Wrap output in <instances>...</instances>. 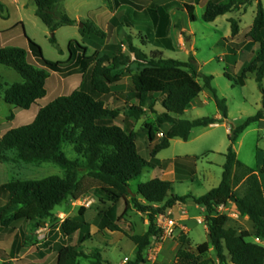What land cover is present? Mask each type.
<instances>
[{
	"label": "trees",
	"instance_id": "16d2710c",
	"mask_svg": "<svg viewBox=\"0 0 264 264\" xmlns=\"http://www.w3.org/2000/svg\"><path fill=\"white\" fill-rule=\"evenodd\" d=\"M33 1L37 6L38 18L52 32L61 26L75 24L67 14L56 12L63 0ZM254 2H257V11L246 39L258 44L259 51L254 61L243 70L237 84H244L247 75L255 73L263 96L262 108L239 126L231 128L232 136L225 154L226 163L220 185L200 197H194L197 205L206 208L209 242L198 245L196 251L179 250L172 264H209V260L203 257L209 252L210 245L216 250L221 264H228V256L232 264H264V246L252 241L249 231L238 233L234 229H227V216L218 212L220 207L234 203L241 216L248 217L255 224V236L264 240V191L257 171L241 162L234 150L239 136L252 124L264 120V5L262 0H210L203 19L207 23H213L236 11L243 10L246 13ZM117 4H130L137 9L152 5L149 14L153 24L146 25L145 28L152 31L156 27L157 37L164 42L166 26L169 23L166 12L168 8L175 7L185 11L191 21H196V4L180 0H117ZM3 12L5 6L0 1V13ZM230 24L231 37L222 39L220 43L231 42L230 45L236 48L237 45L232 41L241 32V21L231 19ZM82 33L104 35L93 23H84ZM3 36L4 32L0 31V65L15 70L23 79L6 89L0 85V95L3 93L8 105L30 110L47 96V81L52 73H59L64 78L80 74L89 80L90 87L88 90L81 87L42 107L32 123L4 134L0 130V163L5 162L8 152L17 151L18 159L23 162L51 161L67 172L65 177L53 175L40 180H14L0 186V191L9 195L7 205L0 208L2 233L13 234L19 223H35L49 218L55 208L69 198L79 200L91 191L101 192L113 204L125 202L126 211L135 207L141 212H153L154 205H163V210L172 209L193 197L174 194V183L170 181L153 179L140 184L136 192L132 190L130 182L141 176L146 169L165 168L168 162H162L157 156L170 147L174 138L188 141L194 129L220 124L228 118L227 101L220 98L215 90L214 99L222 119L205 117L190 121L177 118L203 92L196 77L198 68L195 65L164 58L161 52L157 53L159 57L148 55L130 43L129 49L142 70L131 76L130 95L134 96L137 105L129 108L128 116L140 120L148 105L159 101L164 112L158 115V124L155 127L149 126V141L153 143L156 140L164 125L170 126L164 139L154 146L150 158L146 159L140 153L139 134L127 131L119 123L122 121L120 110L110 109L103 100L105 96L114 95V87L122 82L125 72L120 67L129 62L127 56H99L98 53L88 56V48L73 41L76 46L72 42L69 49L72 58L77 55L76 63L53 62L44 57L41 47L26 34L27 48L4 45ZM52 41L56 43L55 38ZM165 47L172 46L168 44ZM226 75L232 80L229 74ZM205 80L206 85L211 88L213 78L206 77ZM65 141L72 143L76 152L87 160V172L82 177L78 173L77 163L71 161L62 151ZM185 159L175 160L179 181L189 179L196 173L195 166H192L191 174H187L189 177L182 176L185 172L182 173L180 164ZM196 159L198 158H192ZM261 173L264 174V163ZM94 223L99 231L108 229L121 232V228L114 221L112 207H98ZM60 231L68 239L79 233L81 244L91 240L93 235L91 223L86 219V208L82 207L77 216L64 220ZM151 235L152 230L145 236L131 237L138 248L136 264L143 262L142 254L150 244ZM20 237L15 235L10 253L0 249L1 259L7 261L16 254ZM83 256V252L77 247L60 245L56 264H79L78 259ZM97 261V264H103L100 255L97 256Z\"/></svg>",
	"mask_w": 264,
	"mask_h": 264
},
{
	"label": "rangeland",
	"instance_id": "374dc122",
	"mask_svg": "<svg viewBox=\"0 0 264 264\" xmlns=\"http://www.w3.org/2000/svg\"><path fill=\"white\" fill-rule=\"evenodd\" d=\"M1 1L6 7V11L0 14V29L4 32V45L27 48L26 34L41 47L44 57L53 62L76 63L78 57L76 55L72 58L69 49L73 41L87 47L88 56L102 51V53L111 57L123 55L129 58V62L120 67L125 75L122 82L114 87L115 94L105 96L103 100L110 109L120 110L122 121L119 123L127 131H135L139 134L140 153L146 159L150 158L154 146L165 137L164 127H162L156 136V143L152 144L149 141V126L155 127L158 124L157 117L164 112V108L157 101L148 105L140 120L128 116L129 108L137 105L134 96L130 95L131 76L142 70V67L135 61L134 54L129 49L130 43L135 47L141 46L142 42L146 44L149 41L153 43L161 42L167 46L170 44L172 47L163 46L166 49V58L189 62L198 68L196 77L203 87V92L183 115L177 117L179 119L192 121L205 117H216L220 111L215 103L213 90L220 98L226 99L228 121L232 126H239L262 108L263 96L256 80V74H248L244 84H237L243 70L254 59L251 51H244L240 55L233 54L230 56L228 45L220 43L221 37L227 35L226 33L231 28L227 20L237 19L239 17L238 12L225 15L217 22L207 23L203 19L206 0H180L181 2L197 4L195 10L196 21H191L188 13H182L175 9V25L168 31L164 42L153 35L154 31L144 30L141 33L128 28L127 23H131L134 29L148 25L144 22L146 15L137 12L129 4L121 7L116 17L119 21L117 25L111 26L108 30L105 26L106 22H102L99 30L104 35L98 36L95 34L84 35L82 30L80 32V27L84 23L91 24V20L95 17V12L99 8H105L107 14L109 12L108 0H63L57 7L56 12L61 15L67 14L75 21V24L73 26H61L55 32H52L37 17V6L33 0ZM262 3L264 5V0H262ZM256 11L257 2H254L242 19L241 30L243 32L252 23ZM79 15L84 17L85 20L83 19L82 22L77 21ZM123 18H127V21L123 22ZM120 21L123 24H120ZM184 27L187 29L186 32ZM53 38H55L56 43L52 41ZM190 39L195 42L196 56L194 49L189 50L187 48ZM73 44L76 46L74 42ZM150 50H152L151 56L159 57L157 54L159 51L155 50L153 46L143 48L146 53H149ZM79 52L82 55L81 50ZM192 58L194 60H191ZM0 67L10 72L7 75L6 73L1 74L7 83L13 84L21 80V76L15 70L5 66ZM226 74H229L232 80ZM206 77L213 78L211 88L206 85ZM81 87L88 90L90 85L89 80L86 77L83 78L80 74L64 78L59 73H52L47 81V96L39 100V103L34 105L32 110L19 109L2 101V105H0L1 132L6 133L11 129L32 123L34 120L32 115L36 113V117L38 108L48 105L59 97L68 96L81 89ZM12 114L17 115V117L10 120L9 117ZM29 119L33 120L28 122ZM258 127L259 124H255L253 128ZM201 132L202 129L197 128L188 141L179 139L171 142L170 147L161 151L158 156L162 162H169L176 157L187 158L185 163H190L195 166V169L198 167L197 176L193 179H188L189 176L183 173L182 176L187 179L175 181L174 194L205 193L207 189L218 185L222 179V165L225 163V159L219 153L203 155L208 140L206 137L198 139ZM210 133L213 137L221 138L224 136V129H213ZM62 151L71 161L77 163L78 173L82 177L87 172V160L83 155L76 152L74 145L69 141L63 143ZM262 152L264 153V129L259 130V132L251 131L245 137L240 148V160L248 167L256 168L262 157ZM188 154H195L198 159L192 160L194 157H185ZM150 174H152V170L147 169L141 176L131 181L132 190L136 192L139 184L149 181ZM53 175L65 177L67 172L51 161L23 162L18 159L17 151L8 152L5 162L0 163V184L14 180H40ZM8 201V193L0 191V208L7 205ZM101 206L112 207L114 221L121 228V232H112L108 229L99 231L98 227L93 226L91 230V234H94H92L93 238L83 244L80 243L79 233L74 234L69 239L61 234L60 225L62 222L67 218L77 216L82 207L86 208L87 221L93 223L97 215V208ZM153 207V212H141L135 207L126 211L123 201L113 204L107 201L106 197L99 191H91L79 200L69 198L55 208L51 217L35 223H19L16 225L17 229L13 234L5 236V240L0 239V248H4L10 253L14 236L16 234L21 236L16 254L9 257L6 262L0 260V264H56L60 245L74 246L83 252L84 256L78 259L79 264H97L98 255L102 257L103 264H136L138 248L131 237L145 236L150 230H152L150 244L143 251V262L140 264H172L179 250L196 251L198 245L209 242L204 224L195 223L193 225V223H190V231L187 233V224L183 223L182 219L176 216V213L174 215L171 209L163 210V205H154ZM187 214L196 217L198 221L204 223L207 221L205 218L207 212L203 213L200 209L188 206L180 208L179 215ZM162 217L175 219L179 227L172 234H166L160 225ZM0 238H3L1 232ZM203 258L209 260V264H221L216 250L211 245L209 252ZM227 258V263L232 264L230 257Z\"/></svg>",
	"mask_w": 264,
	"mask_h": 264
},
{
	"label": "crops",
	"instance_id": "0c3cea01",
	"mask_svg": "<svg viewBox=\"0 0 264 264\" xmlns=\"http://www.w3.org/2000/svg\"><path fill=\"white\" fill-rule=\"evenodd\" d=\"M1 1V0H0ZM13 1H15L16 2V0H13ZM210 0H206L205 1V3H206V5H207V3L209 2ZM2 2V1H1ZM202 2V1H201ZM130 5V4H129ZM197 5V4H196ZM196 5H195V10H196ZM5 6V5H4ZM123 5L122 4H120V5H118L117 4V0H108V8H109V12H107V14L105 13V8H99V9H97L96 10V12H95V17H93L92 18V20H91V22L98 28V29H100V27L99 26H102V22H106L105 23V26H106V29H110L111 28V26L113 27V26H115V25H117V23H119V21L117 20V14L119 13V11H120V9H121V7H122ZM131 7H133L134 9H136L137 10V12H140V13H142V14H145L146 16V18L144 19L145 21L144 22H146L148 25H150V24H153V21H152V19L150 18V14H149V10L150 9H152V5H149V6H140L141 8H136L135 6H132V5H130ZM249 8V7H248ZM5 9H6V7H5ZM175 7H172V8H168L167 9V14H168V16H169V23L167 24V26H166V38H167V34H168V31L175 25ZM177 11H179V12H182V13H184L185 11H181V10H178V9H176ZM6 11V10H5ZM236 12H238V14H239V17L237 18V19H239L240 21H241V23H242V19H243V17H244V15H246L247 14V12H248V9H247V11H246V13L243 11V10H240V11H236ZM187 13V12H186ZM0 14H3V13H0ZM94 14V13H93ZM107 15V16H106ZM179 15V14H178ZM189 16V15H188ZM38 17V16H37ZM128 18V17H127ZM127 18H123V22H126L127 21ZM221 18V17H220ZM220 18H218L215 22H217ZM255 18V17H254ZM85 20V18L84 17H82V16H78L77 17V21H80V22H82V20ZM231 19H233V18H231ZM231 19H228L227 21L230 23V20ZM177 20V19H176ZM253 21H254V19H253ZM253 21H252V23L247 27V29H246V31H242L241 30V32H240V34L232 41L233 43H235L236 45H237V47L236 48H233L231 45H230V43L231 42H224L225 44H227L228 45V49H229V51H230V56L231 55H233V54H235V55H240L241 53H243L244 51H247V52H249V51H251V53H252V55L254 56V59L256 58V56H257V54H258V51H259V46H258V44H255V43H253V42H251V41H249V40H247L246 39V35H247V33L250 31V28H251V26H252V24H253ZM120 24H123L121 21H120ZM126 25V24H125ZM231 25V24H230ZM130 26V27H129ZM83 27H84V25H83ZM83 27L81 28L80 27V32H81V30L83 29ZM128 28H130V30H132V31H135V32H141L142 33V31H144V30H148V29H146L145 27H141V28H139V27H137L136 29H134V27H132V24L131 23H129L128 24ZM141 30V31H140ZM156 27H153V29H152V31H154V36L158 39V40H161L159 37H157V35H156ZM186 28L184 27V31L186 32ZM0 31H2L1 29H0ZM107 31V30H106ZM231 33H232V30H231V28L228 30V32L226 33L227 35H225L224 37H221V40L222 39H224V38H230L231 37ZM188 34V33H187ZM2 43L4 44V36L2 37ZM174 45H175V43H173ZM190 44H191V49H194V54H195V56L197 55V50H196V47H195V42H194V40L193 39H190ZM140 46V45H139ZM139 46H137L140 50H142L143 51V48H149V46H153L154 47V49L155 50H158L159 52H161L162 53V55H163V57H165L166 58V49L165 48H163V43H161V42H155V43H153V42H151V41H149V43H144V42H142L141 43V46L139 47ZM141 47H142V49H141ZM151 51L152 50H150L149 51V53H146L145 51H143L144 53H146V54H150L151 53ZM99 56H101V55H104V53H102V51H100L99 53ZM254 59H253V61H254ZM252 61V62H253ZM0 66H4V65H0ZM6 67V66H5ZM9 68V67H8ZM6 73V75L8 74V73H10L8 70H4V68H1L0 67V85H2L3 86V89H6V88H8V87H10L11 85H13V84H9V83H7L6 81H4V77L1 75V74H5ZM251 74H255V73H251ZM82 76V75H81ZM23 81V79H22V77H21V80H18V81H16L15 83H18V82H22ZM264 83V82H263ZM47 91H48V89H47ZM196 99H198V97L196 98ZM195 99V100H196ZM194 100V101H195ZM2 101H4L5 102V100H4V96H3V93L0 95V105H2L1 103H2ZM194 101L191 103V105L194 103ZM6 103V102H5ZM39 102H37L36 104H38ZM35 104V105H36ZM190 105V106H191ZM34 107V106H33ZM33 107L30 109V110H32L33 109ZM41 108H38V112H39V110H40ZM30 110H27V111H30ZM35 114L36 113H34L33 115H32V118L35 120ZM38 114V113H37ZM37 116V115H36ZM174 117H177V116H175V115H173ZM17 117V115H11L10 117H9V119L11 120V119H13V118H16ZM214 118H217V119H222L223 117H222V114H221V112L216 116V117H214ZM33 119H29L28 120V122H30L31 120H33ZM33 120V121H34ZM32 121V122H33ZM255 124H259V127L258 128H253L254 127V125ZM255 124H252L245 132H243L240 136H239V138H238V140H237V142L235 143V145H234V150H235V152L237 153V157H238V159L240 160V148H241V146L243 145V143H244V139H245V137L251 132V131H257V132H259V130H261V129H264V120H262V121H260V122H258V123H255ZM164 128V132L165 133H167L168 131H169V129H170V126L168 125V124H166V125H164L163 126ZM232 127H235V125H231L230 123H229V121H228V118L227 119H224V121L222 122V123H220V124H216V125H212V126H209V127H201V128H198V129H202V132L199 134V136H198V139H201V138H203V137H206V139L208 140V144L207 145H205V147H204V150H205V152L203 153V155H205V154H207V153H211V154H214V153H219V155L222 157V158H224L225 159V163H226V157H225V154L227 153V151H228V149H229V146H230V138H231V136H232V131H231V128ZM218 128H223L224 129V136L223 137H221V138H216V137H213V136H211L210 134V132L213 130V129H218ZM197 129V128H196ZM210 129H212V130H210ZM195 130V129H194ZM194 130L192 131V133H191V135L193 134V132H194ZM164 133V134H165ZM4 134V133H3ZM179 139H181V138H174L171 142H175V140H179ZM154 144L156 143V140L153 142ZM152 143V144H153ZM160 154V153H159ZM159 154H158V156H159ZM158 156H157V158H158ZM195 156H197V155H195V154H188V155H185V157H195ZM177 158H181V157H176V158H174L173 160H171V161H169L168 163H167V166L165 167V168H161V167H157V168H154V169H148V170H152V174H150V179H149V181H151V180H153V179H161V180H164V181H170V182H173V183H175V181H179L178 179H177V174H176V165H175V160L177 159ZM183 158V157H182ZM159 159V158H158ZM162 161V160H161ZM185 161H187V159H185L184 160V162H181V171H182V173L183 172H185L186 174H191V168H192V165L190 164V163H185ZM241 162H243L242 160H240ZM224 163V164H225ZM244 163V162H243ZM263 163H264V153L262 152V157L260 158V162L258 163V165L256 166V168H252V167H250V168H252V169H254V170H256L257 171V174H258V177H259V180H260V182H261V185H262V188H263V191H264V174L263 173H261V169H262V166H263ZM224 164L222 165V166H224ZM245 164V163H244ZM246 165V164H245ZM184 169L186 170V171H184ZM197 169V171H196V173L194 174V176L193 177H190V179H193L195 176H197L196 174H197V172H198V167L196 168ZM147 170V169H146ZM145 171V170H144ZM157 171H159V172H157ZM221 181H222V179H221ZM221 181H220V183H221ZM148 182V181H147ZM220 183L218 184V185H216L215 187H211V189H207V191H205V193H201V194H198V193H187V194H183V195H178V196H193V197H190V198H188L187 200H186V203L185 204H179V205H177L176 207H174V208H172L171 209V212L175 215V213H176V216L177 217H179L180 219H182V221H183V223H186L187 224V226H186V229H187V233H189V231H190V227L191 226H189V224L190 223H193V225L195 224V223H197V224H204L205 225V228H206V231H207V233L209 234V228H208V224H207V221L204 223V222H202V221H198L197 220V218L196 217H191L189 214H187V215H179V210H180V208H183V207H192V208H195V209H200L203 213H206V208L205 207H203V206H199V205H197L196 204V202H195V199H194V197H200V196H202V195H204V194H206V193H208L209 191H211L212 189H214V188H216V187H218L219 185H220ZM4 184H7V182L5 181L4 183H2V184H0V186H2V185H4ZM140 185V184H139ZM138 185V186H139ZM138 188V187H137ZM137 188H136V191H137ZM177 195V194H176ZM124 205H125V202H124ZM218 212H219V214H224V215H226L227 216V222H226V224H225V227L227 228V229H234V230H236L238 233H241L242 231H249L250 233H251V235H252V238L251 239H253L252 241H254V242H256V243H258V244H261V245H263L264 246V240H262V239H260V238H257L256 236H255V233H256V228H255V224L253 223V221H251L248 217H243V216H241V214L239 213V210H238V208H237V206L234 204V203H232V202H230V203H228L227 205H225V206H222V207H220L219 208V210H218ZM206 218V217H205ZM93 226H95V227H98L97 225H95V223L93 222V223H91V230H92V228H93ZM99 228V227H98ZM1 232V231H0ZM2 233V232H1ZM93 234V233H92ZM2 235H3V238H0L1 240H5V236H7V235H9V234H5V233H2ZM94 235V234H93ZM14 238H15V236H14ZM14 241V240H13ZM11 247H12V245L10 246V250H11ZM0 249H2V250H5L6 252H8L6 249H4V248H0ZM0 260H2V261H4V262H6L5 260H3V259H1L0 258Z\"/></svg>",
	"mask_w": 264,
	"mask_h": 264
},
{
	"label": "built area",
	"instance_id": "2783aa9c",
	"mask_svg": "<svg viewBox=\"0 0 264 264\" xmlns=\"http://www.w3.org/2000/svg\"><path fill=\"white\" fill-rule=\"evenodd\" d=\"M161 136H163V134H161ZM160 225L168 235L172 234L179 227L178 222L171 217H162Z\"/></svg>",
	"mask_w": 264,
	"mask_h": 264
},
{
	"label": "water",
	"instance_id": "95a60500",
	"mask_svg": "<svg viewBox=\"0 0 264 264\" xmlns=\"http://www.w3.org/2000/svg\"><path fill=\"white\" fill-rule=\"evenodd\" d=\"M81 27H83V24H81ZM187 48H188L189 50H191V44H190V42L187 43Z\"/></svg>",
	"mask_w": 264,
	"mask_h": 264
}]
</instances>
